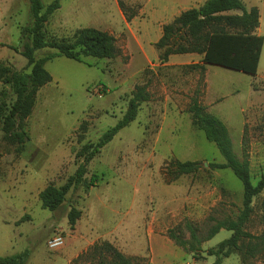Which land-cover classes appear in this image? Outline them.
<instances>
[{
	"label": "rangeland",
	"instance_id": "obj_1",
	"mask_svg": "<svg viewBox=\"0 0 264 264\" xmlns=\"http://www.w3.org/2000/svg\"><path fill=\"white\" fill-rule=\"evenodd\" d=\"M53 1L43 0L45 5ZM120 1L129 15L137 12L131 22ZM159 1L61 0V9L46 24L47 41L71 42L79 30L96 28L115 38L119 54L108 60L89 57L80 63L59 57L48 62L53 81L38 92L33 113L25 122L29 141L21 149L4 129L15 97L0 83V257L28 251L27 264H91L77 259L96 243L107 241L136 264H148L146 234L151 227L168 237L170 230L190 222L205 240L218 222L238 217L243 185L231 170L211 168L225 161L216 145L192 127L188 107L198 96L226 124L235 154L240 161H249L252 182L257 185L264 171V50L259 76L209 66L208 97L202 74L190 66L166 68L160 52L147 41L145 25L152 19L143 11ZM206 1L184 3L181 8H198ZM243 1L262 10L264 33V0ZM170 20L166 17L162 22ZM32 25L28 0H0V64L30 73L21 52L28 42L23 30ZM52 53L56 51L44 49L36 58ZM144 85H148L150 102L88 166V178L100 177L98 187L87 194L70 193L55 212L44 210L40 193L50 184L63 186L74 175L80 163L76 154L123 119L135 88ZM102 86L107 95L101 96ZM83 124L87 134L79 143ZM172 160L198 162L201 168L195 175L168 182L163 168ZM263 199L264 191L254 200V215L246 228L256 236L263 232ZM73 206L82 217L71 230L68 214ZM127 230L134 231L130 243H124ZM57 231L64 234L65 245L52 251L48 242ZM176 233L190 240L187 230ZM231 237L232 232L222 230L204 242L199 260L215 263L208 250ZM224 264L242 263L233 255ZM243 264H264V253Z\"/></svg>",
	"mask_w": 264,
	"mask_h": 264
},
{
	"label": "trees",
	"instance_id": "obj_2",
	"mask_svg": "<svg viewBox=\"0 0 264 264\" xmlns=\"http://www.w3.org/2000/svg\"><path fill=\"white\" fill-rule=\"evenodd\" d=\"M33 25L25 28L23 34L28 42L24 44L21 55L31 68L30 73L14 71L4 63L0 64V83L9 88L15 102L4 120V129L12 143L23 148L29 136L26 131V120L36 106L38 92L52 83L53 78L46 69V64L56 58L64 57L76 62L85 58L108 60L115 58L119 51L115 38L108 32L96 28L79 30L71 42L47 41L45 27L51 16L61 9V0L45 5L43 0H28ZM126 20L131 22L137 12L130 15L122 1L119 2ZM261 25V13L258 7L248 8L243 0H207L198 8L183 12L171 23L163 27V35L155 44L160 52L159 59L163 64L175 55L195 54L202 57V64L190 66L191 71L199 72L205 77L206 66H217L231 71L256 76L264 47V38L258 36ZM44 49L55 50L56 53L37 59L36 53ZM101 96L107 95L104 86ZM151 95L148 85L137 86L128 103L127 111L118 124L109 129L95 144H85L76 154L80 161L74 175L69 177L61 187L48 185L41 193L40 200L44 210L55 212L67 202V196L79 191L89 193L97 188L100 177L93 174L88 178V166L96 156L111 143L115 137L138 118L143 104L150 102ZM192 127L204 133L206 139L215 144L223 157L224 164H212L211 168L231 170L244 188L242 209L236 220L218 222L205 240L198 236V230L190 222L168 232V237L186 253L199 260L202 244L214 239L222 230L232 232V237L223 241L216 248L208 250V255L215 257L214 264H223L225 259L238 255L243 264L247 259L256 258L264 253V199L260 205L263 232L256 236L246 228L254 215V200L264 191V171L257 185L252 182L251 166L248 160L240 161L234 152L233 140L229 128L216 115L210 113L199 101L192 98L188 107ZM86 124L81 125L78 136L79 143L87 134ZM201 166L198 162L172 160L163 168L168 182H175L181 177L195 175ZM82 212L74 206L68 214L71 230H74ZM187 230L190 240L181 238L176 233ZM30 259L28 251L0 257V264H27ZM85 260L91 264H136L110 242L96 243L87 252L78 257L77 261Z\"/></svg>",
	"mask_w": 264,
	"mask_h": 264
},
{
	"label": "crops",
	"instance_id": "obj_3",
	"mask_svg": "<svg viewBox=\"0 0 264 264\" xmlns=\"http://www.w3.org/2000/svg\"><path fill=\"white\" fill-rule=\"evenodd\" d=\"M197 0H160L156 4H151L144 8L143 13L148 14V16L152 19L149 23L145 25V30L147 31V41L151 44H157L163 35V27L169 23H171L175 18L180 16L183 12L192 9L189 8H181L182 5L188 4L190 6L191 2H196ZM246 4V3H245ZM248 8L251 7H258L254 3L246 4ZM120 7V6H119ZM196 8V7H195ZM259 8V7H258ZM261 13V25L257 31L258 36L264 38V33L262 30V10L259 8ZM166 17L171 18L170 21L162 22ZM153 36V40H152ZM143 49V46H141ZM264 50V47H263ZM180 55H175L170 57L169 61L163 66L166 68L172 67H184V66H191L195 64H202V57L195 54H188V55H181V56H189L187 59H180L177 58ZM201 57V58H200ZM262 58H263V51L258 67L257 76L261 74L262 68ZM176 59V60H175ZM209 66H206L205 78L206 83L208 86L207 89V96L209 97V81L207 78ZM214 102L213 104H215ZM147 241L150 247V254L148 256V264H214L207 258L204 260H196L193 255L186 253L183 249L178 247L169 237L156 234L154 228H150L146 234ZM125 242L130 243L134 238V231H126L125 235ZM126 255V254H125ZM127 256V255H126ZM224 264V263H223Z\"/></svg>",
	"mask_w": 264,
	"mask_h": 264
},
{
	"label": "built area",
	"instance_id": "obj_4",
	"mask_svg": "<svg viewBox=\"0 0 264 264\" xmlns=\"http://www.w3.org/2000/svg\"><path fill=\"white\" fill-rule=\"evenodd\" d=\"M102 90V89H101ZM65 245V237L62 232L57 231L55 235L49 240L48 248L52 251L61 249Z\"/></svg>",
	"mask_w": 264,
	"mask_h": 264
}]
</instances>
